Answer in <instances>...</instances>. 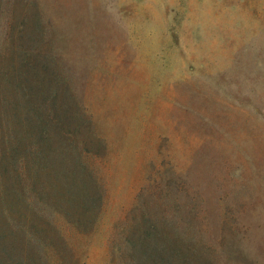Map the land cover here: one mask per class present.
<instances>
[{
	"label": "rangeland",
	"instance_id": "rangeland-1",
	"mask_svg": "<svg viewBox=\"0 0 264 264\" xmlns=\"http://www.w3.org/2000/svg\"><path fill=\"white\" fill-rule=\"evenodd\" d=\"M11 44L55 58L104 194L41 264H122L145 217L207 264H264V0H0Z\"/></svg>",
	"mask_w": 264,
	"mask_h": 264
},
{
	"label": "trees",
	"instance_id": "trees-1",
	"mask_svg": "<svg viewBox=\"0 0 264 264\" xmlns=\"http://www.w3.org/2000/svg\"><path fill=\"white\" fill-rule=\"evenodd\" d=\"M13 45L0 48V264H41L65 241L61 223L78 233L94 225L104 194L85 158L87 123L55 58ZM117 254L122 264H207L202 246L164 218L128 228Z\"/></svg>",
	"mask_w": 264,
	"mask_h": 264
}]
</instances>
